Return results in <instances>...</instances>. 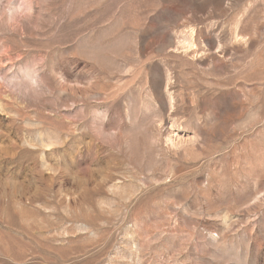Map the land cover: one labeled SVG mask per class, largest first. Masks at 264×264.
Masks as SVG:
<instances>
[{
	"label": "rangeland",
	"instance_id": "1",
	"mask_svg": "<svg viewBox=\"0 0 264 264\" xmlns=\"http://www.w3.org/2000/svg\"><path fill=\"white\" fill-rule=\"evenodd\" d=\"M0 264H264V0H0Z\"/></svg>",
	"mask_w": 264,
	"mask_h": 264
}]
</instances>
